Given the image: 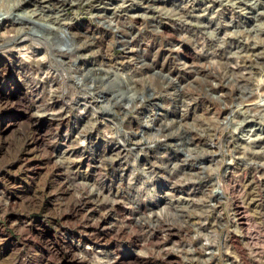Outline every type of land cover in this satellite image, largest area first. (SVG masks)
Masks as SVG:
<instances>
[{"label": "clouds", "instance_id": "obj_1", "mask_svg": "<svg viewBox=\"0 0 264 264\" xmlns=\"http://www.w3.org/2000/svg\"><path fill=\"white\" fill-rule=\"evenodd\" d=\"M224 2L244 16L250 15L249 9L254 10L251 18L255 24L246 27L233 16L228 21H217L213 28L200 23L199 16L194 18L195 22L189 19L193 15L188 10L189 5L179 9L160 7L153 0H119L115 4L112 0H0V54L15 52L34 68L46 66L45 73L33 71L29 78L33 83L48 79L50 95L61 102L55 111H37L36 115L66 118L73 112L88 114L87 126L68 151L76 148L89 151L86 133L97 129L98 125H102L98 134L119 146L118 150L106 147L97 166L99 171L91 182L79 178L64 182L71 195L67 200L58 197L61 207L57 215H66L73 206H82L90 195L98 198V204L109 207L91 224H84L89 219L85 212L75 221L65 220L66 225L98 227L101 218L115 211L116 205H123L128 212L118 225L111 226L114 232L109 233L106 243L138 237L137 255L166 260L167 254L175 253L184 264H212L214 259L217 264H231L225 257H232L238 264H247V257L264 264V211L245 213L249 222L244 232L236 224L235 215L227 209L237 196L244 200L247 197L243 191L236 194L234 185L227 179L228 173L221 171L226 164L241 160L245 168L255 169L256 178L264 179L261 172L264 145H257L258 141H264V130L258 133L256 128H251L241 133L249 120L264 125V93L257 88L251 90V95L243 94L249 92V84H264V63L260 62L264 60V51L253 54L241 48L221 55L229 37L264 45V0ZM26 4L28 6L24 7ZM69 4L80 7L66 8ZM133 4L141 5L146 11L130 16L125 10ZM108 10H111L110 15ZM203 15L207 12L201 13ZM82 16L92 24L76 25V20ZM163 18L177 20L187 27L171 35L163 28ZM137 19L144 23L139 26L140 31L134 33ZM210 19L216 20V16ZM5 20L9 23L4 24ZM222 28L225 31L221 36ZM105 33L108 36L102 39ZM185 44L195 50L190 60L185 59L189 54ZM117 49L125 55L115 58ZM160 51L167 53L162 63L157 62ZM242 67L245 68L242 72L231 71ZM241 81L246 83L241 84ZM234 88H240L239 97L231 91H217ZM251 96L259 98L253 100ZM201 99L227 110V115L209 120L195 113L192 106ZM237 133H241L240 138L246 143H235ZM172 153L178 155L173 159ZM53 155L45 150L39 158ZM209 155L218 159L209 163L205 159ZM144 156H149V160H144ZM84 159L83 153L70 156L66 152L55 159L51 167L70 166ZM109 172L114 189L106 184ZM169 172L174 175H168ZM65 174L74 176L70 167L65 168ZM202 182H206V190L199 197L176 195L167 190L168 186L176 188ZM58 192L59 187L54 188L52 194ZM6 205L7 201L0 196V207ZM221 205L225 212H216ZM20 207L31 211L38 205L25 199ZM6 211L3 207L0 219ZM214 212L216 222L207 227ZM18 225L20 221L10 223L23 241L38 239L33 237L27 222ZM171 228L180 230L181 241L171 247L150 243L149 238L154 233L163 232L167 238ZM232 233L240 236L255 233L254 242L234 249L229 243ZM83 234L95 236L94 233ZM101 239L104 237H98L97 242ZM3 242L0 240V244ZM121 246L117 243L116 249ZM245 249L246 255H242ZM32 251V246L24 243V247L14 250V256L25 253L27 257ZM65 251L79 264L121 261L118 251H94L91 247L81 248L79 243ZM127 264L135 262L129 260Z\"/></svg>", "mask_w": 264, "mask_h": 264}, {"label": "rangeland", "instance_id": "obj_2", "mask_svg": "<svg viewBox=\"0 0 264 264\" xmlns=\"http://www.w3.org/2000/svg\"><path fill=\"white\" fill-rule=\"evenodd\" d=\"M119 0H112V3H118ZM147 2V0H145ZM160 7L182 8L184 5H189V11L193 13L189 19L195 22V17H200V23L215 27L217 21H228L235 16L237 20L242 21L246 27H251L255 24V20L251 17L255 15L254 10L249 9V16H244L241 13L235 12L224 0H153ZM28 5H24L27 7ZM241 7H246L240 5ZM66 8L75 10L79 5L69 4ZM87 7V6H85ZM130 16L137 15L146 11L141 5L133 4L130 9H126ZM207 12V15L201 16V13ZM71 15V13H69ZM111 14V10H108ZM151 15V13H149ZM213 15L216 20L210 19ZM163 28L171 35L183 31L187 26L179 21L163 18ZM4 24L9 23L5 20ZM136 28L132 31L139 32V26L144 21L137 19L134 21ZM92 24V21L86 16H82L76 20V25ZM2 30V27H0ZM231 31V29H228ZM224 29H220L219 35H223ZM108 36L105 33L102 39ZM212 41H209L211 44ZM184 48L189 53L185 56L186 60L192 59L195 55V50L192 45L185 44ZM247 49L253 54L264 51V45L257 44L255 41H243L238 37H229L227 47L221 49V55L228 52L237 51L239 49ZM151 51V49L149 50ZM125 55L124 52L115 50V58H120ZM167 56L165 51L159 52L158 63H162ZM264 63V60L260 61ZM235 63V60L232 61ZM248 63H251L250 61ZM245 64V61H241ZM245 68H234L231 71L242 72ZM33 71H47L46 66L40 65L34 68L32 65L24 62L22 57L15 52L0 54V196L6 201L7 211L0 219V240L4 242L0 244V264H79L73 261L65 249L69 246L75 247L77 243L81 248L91 247L94 251L104 252L106 250L118 251L121 261L117 264H127L129 260L135 264H184L178 254L169 253L167 259H157L153 256H139L137 251L139 245L136 243L138 237H133L131 240L111 241L106 243L109 233H113L114 229L111 226L118 225L120 218L128 212L123 205H116L115 211L110 212L107 217L100 219L98 227H84V224H91L92 220L100 217V213L109 207L105 204H98V198L95 195H90L88 201L82 206H73V210L66 215H57L61 207V201L67 200L71 193L67 191L68 184L66 180L71 181L73 178L86 179L89 182L95 179L96 173L99 171L98 165L105 154L106 147H111L118 150V145L104 139L98 134L99 128L86 133V137L90 141V150L85 152L82 148H76L68 151L76 137L84 130L89 122L87 113L78 115L73 112L66 118H61L54 115L42 114L36 115L37 111L53 112L60 105V100L52 97L49 92V80L42 79L38 83L31 82L29 74ZM245 84L246 81H241ZM249 92L244 95H251L252 89H259L260 93H264V84L253 83L248 85ZM217 91H231L234 96L239 97L242 93L240 88L234 89H219ZM259 96H251V99H258ZM193 111L201 115H205L209 120H214L215 117L223 118L227 115V110H221L215 104H211L205 100H198L193 106ZM174 114V113H173ZM63 116V114H61ZM243 118V117H241ZM256 128L258 133L264 130V125H261L257 120H249L241 129L243 133L246 129ZM237 133L235 143L244 144ZM228 139V137H225ZM200 142L199 138L196 141ZM257 145H264V141H258ZM47 150L49 153H54L48 158H39L42 153ZM67 152L70 156L84 154L85 159L78 163H72L65 167H51L55 159L63 157ZM178 153H172L171 158H175ZM149 156H144V160H149ZM213 157L209 155L205 159L211 163ZM261 159V158H257ZM117 161V166H119ZM244 161L236 160L234 163L226 164L222 172H227V179L234 185V192L239 194L244 192L246 200L237 198L233 200L227 211H230L236 217V224L247 232L249 218L245 215L246 212L264 211V179L255 177V169L252 167L245 168ZM70 167L74 176L65 174V168ZM264 173V169L261 170ZM168 175H174L169 172ZM164 181V185H167ZM205 183L200 184H185L183 187L171 188L167 190L174 192L176 195H184L191 197L203 196L205 193ZM106 184L115 187L114 181L109 172L106 177ZM59 187V192L53 195V189ZM255 190V191H254ZM107 191L105 195H107ZM115 194V191H113ZM25 199H28L38 207L27 211L21 208ZM167 203V196L163 197ZM214 202L216 198H213ZM0 207V211H3ZM50 212L51 215L46 216L45 213ZM85 212L88 213L89 219L84 221L79 227L69 226L65 224V220L71 218L75 221ZM216 212H225V207L221 205L216 209ZM12 221H20L22 226L27 222L32 231L34 238L29 241H23L20 235L11 228ZM216 222V213L209 218L207 227H210ZM258 222V221H257ZM36 225H39L37 228ZM94 233L95 236L84 235L83 233ZM252 235H237L232 233L229 243L234 249H241L245 244L253 243ZM98 237L104 239L97 242ZM182 239V234L179 229H169L167 238L163 232H156L150 238V243L158 244L159 247H171L174 242H179ZM43 241V243H42ZM162 241V243H161ZM24 243L32 246L33 251L25 257V253H20L19 256H14V250L24 247ZM117 243L122 246L119 250L116 249ZM55 250V251H54ZM247 250L242 253L246 255ZM38 253V254H37ZM231 261V264H238L232 257H225ZM247 264H257V261L251 257H247ZM212 264H217V260H213Z\"/></svg>", "mask_w": 264, "mask_h": 264}]
</instances>
